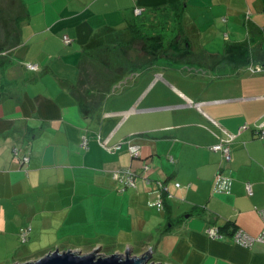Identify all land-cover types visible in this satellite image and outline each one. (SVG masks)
<instances>
[{
	"label": "crops",
	"instance_id": "obj_1",
	"mask_svg": "<svg viewBox=\"0 0 264 264\" xmlns=\"http://www.w3.org/2000/svg\"><path fill=\"white\" fill-rule=\"evenodd\" d=\"M20 2L23 25L0 40V264L97 248L150 251L162 264H264V244L233 241L236 229H264V0ZM177 3L167 19L189 54L137 68L113 93L95 48L130 32L137 9ZM224 143L230 162L213 151ZM128 170L135 187L116 178ZM218 174L233 180L229 194L214 192Z\"/></svg>",
	"mask_w": 264,
	"mask_h": 264
},
{
	"label": "rangeland",
	"instance_id": "obj_2",
	"mask_svg": "<svg viewBox=\"0 0 264 264\" xmlns=\"http://www.w3.org/2000/svg\"><path fill=\"white\" fill-rule=\"evenodd\" d=\"M22 9L23 7L20 0H0V40L11 41V39L15 38L16 24L19 22V25L22 26V21L25 20L18 19V22L16 20L19 15L23 14ZM167 14L176 17L175 12L166 13L165 11H156L154 13L149 11L140 17H134V21L139 26L143 24V27L140 26V29L143 30V34L151 35L147 40L134 36L131 32L122 31L124 33L122 37H111L104 44L99 46V48H95L94 54L100 61L98 62L100 64L97 65V68L104 72V69L101 67L104 64L110 69L109 71L112 74L110 76V82L117 77V81L114 85L118 88L113 91V93L121 90L122 86L119 84L120 82L124 83L126 77H129L128 84L132 82L134 76H131V72H137L136 70H138L137 68L139 67L149 66L156 56H158L155 55L160 51V42L157 40V35L162 36L164 39L171 40L170 34L172 33V29H175V32L178 31L176 26L173 28V24L167 21ZM116 35L119 34L117 33ZM170 40H166V43ZM201 40L203 46L206 45L202 37ZM165 47L167 48L168 46L166 45ZM173 64L177 63L169 59L160 58L158 63L154 62L152 66H155L153 69L156 71V69H158L157 67H159L160 70V67H172ZM125 252L126 250H124V253Z\"/></svg>",
	"mask_w": 264,
	"mask_h": 264
},
{
	"label": "built area",
	"instance_id": "obj_3",
	"mask_svg": "<svg viewBox=\"0 0 264 264\" xmlns=\"http://www.w3.org/2000/svg\"><path fill=\"white\" fill-rule=\"evenodd\" d=\"M143 12H144L143 9H137L135 11L136 15H141ZM63 40H64L65 44H71L72 43V40L68 36H64ZM27 67L32 69V70H38V66L35 64H27ZM255 70H260V68H257ZM258 128H259V131H258L259 136L264 139V125H260V126H258ZM228 136H229L230 140L235 139V136L232 134H228ZM87 144H88L87 140L85 139L84 140V146L87 147ZM225 144L226 143L215 145L213 147V151L221 152L224 159L226 160V162H230L232 159L231 151H230L229 147ZM130 152L135 157H138L140 155V150L137 147H131ZM17 153L18 152L16 151L15 154L17 155ZM21 161L23 163H28L29 158L24 157V158H22ZM145 169H148V166H146ZM122 175H124V177ZM135 177L136 176H135L134 172L131 170H128L127 172H123V174L121 172L116 173L117 180H119V181L121 180L125 187H135L136 186ZM213 183H214L213 190L215 193L229 194L232 190L233 180L230 177L225 176L224 174H218L214 178ZM180 186L181 185L179 183L176 184L177 188H180ZM160 189L162 190V192L168 191L167 187L164 184H160ZM246 191L249 194V196L253 195V187L250 183L246 184ZM162 199L163 198H161L157 203L152 204V206H156L159 209H163L164 204H163ZM257 211L264 221V208L263 209H257ZM30 231H31L30 229H23L21 231V238H22L23 242L27 241L28 236L30 234ZM207 232H208V235L210 236V238H212V239H221L222 238V235L220 234V231L218 228L212 227V228L208 229ZM233 241L236 244H238L244 248H251L255 243L264 244V229H263L262 233L257 237L250 236L248 233H246L242 229H236L233 232Z\"/></svg>",
	"mask_w": 264,
	"mask_h": 264
},
{
	"label": "water",
	"instance_id": "obj_4",
	"mask_svg": "<svg viewBox=\"0 0 264 264\" xmlns=\"http://www.w3.org/2000/svg\"><path fill=\"white\" fill-rule=\"evenodd\" d=\"M152 252L142 255H134L127 248L125 253L103 254L100 249H96L88 254L66 250L49 252L45 256L35 260L17 264H162L154 262Z\"/></svg>",
	"mask_w": 264,
	"mask_h": 264
},
{
	"label": "trees",
	"instance_id": "obj_5",
	"mask_svg": "<svg viewBox=\"0 0 264 264\" xmlns=\"http://www.w3.org/2000/svg\"><path fill=\"white\" fill-rule=\"evenodd\" d=\"M180 7V4L177 3V4H171L170 6H166L164 8H155L153 10H150L152 13L156 12V11H165L166 13L167 12H175L176 13V18L179 17V14L178 12L180 11L179 9ZM145 12V11H144ZM143 12V13H144ZM149 12V11H148ZM141 14V15H137V17H140L144 14ZM147 13V12H146ZM169 15L167 14V17ZM167 21L170 23V21L167 19ZM141 27H143V24H140ZM140 26L134 21L132 24L128 25L126 30L130 31L134 36H137L143 40H147L149 39L148 37H150L149 35H145L143 34V30L140 29ZM175 31V29H172V33ZM170 34V39H164L162 36L160 35H157L158 36V41L160 42V51L157 52L155 55H158L156 56V58L154 59V62L158 59V58H161V57H168V58H176V57H180V58H183V57H186L189 53L186 49V45H187V39L186 38H181V37H178V34H176L174 37H173V34ZM178 33V31H177ZM166 40H170V41H167L166 43ZM165 41V42H164ZM177 45V46H181V47H185V49L181 52H178V51H174L173 49V45ZM168 46L167 48L165 46ZM154 53V52H152ZM152 64V62L150 63V65ZM141 68H144V67H141ZM140 67L138 69H141Z\"/></svg>",
	"mask_w": 264,
	"mask_h": 264
},
{
	"label": "flooded vegetation",
	"instance_id": "obj_6",
	"mask_svg": "<svg viewBox=\"0 0 264 264\" xmlns=\"http://www.w3.org/2000/svg\"><path fill=\"white\" fill-rule=\"evenodd\" d=\"M172 47L174 48L175 47V44Z\"/></svg>",
	"mask_w": 264,
	"mask_h": 264
}]
</instances>
